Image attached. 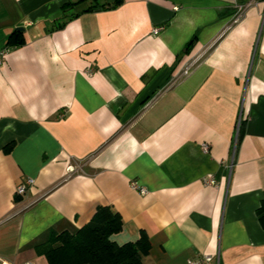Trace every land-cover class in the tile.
Segmentation results:
<instances>
[{
	"label": "crops",
	"instance_id": "0c3cea01",
	"mask_svg": "<svg viewBox=\"0 0 264 264\" xmlns=\"http://www.w3.org/2000/svg\"><path fill=\"white\" fill-rule=\"evenodd\" d=\"M1 50L0 259L108 205L146 264H264V0H0Z\"/></svg>",
	"mask_w": 264,
	"mask_h": 264
},
{
	"label": "trees",
	"instance_id": "16d2710c",
	"mask_svg": "<svg viewBox=\"0 0 264 264\" xmlns=\"http://www.w3.org/2000/svg\"><path fill=\"white\" fill-rule=\"evenodd\" d=\"M15 33L10 35V41ZM193 41L194 37L187 46ZM19 199L20 196L15 197L16 201ZM121 228L119 213L108 205H98L90 221L76 232L51 230L47 241L35 250L46 258L48 264H146L150 249L146 233L141 231L135 241L118 244L111 235Z\"/></svg>",
	"mask_w": 264,
	"mask_h": 264
},
{
	"label": "built area",
	"instance_id": "2783aa9c",
	"mask_svg": "<svg viewBox=\"0 0 264 264\" xmlns=\"http://www.w3.org/2000/svg\"><path fill=\"white\" fill-rule=\"evenodd\" d=\"M245 9L246 7L244 5H236V12H235V15L231 21V24H235L237 23L239 20L242 19V17L244 16L245 14ZM230 25L228 26V28L230 27ZM159 29L158 28H155L153 29V32H157ZM5 56H6V51L4 50H1L0 51V65L3 64L4 62V59H5ZM189 67H187L183 72L184 74L187 72ZM240 119L238 120L237 124H236V134L238 133L239 131V128H240ZM204 150H207L208 147L206 144H203L202 145ZM32 183V179L31 178H28V179H25L22 183L18 184L17 187H16V190H15V195L16 196H22L25 194L26 190H27V187L29 185H31ZM205 183L207 184H214V179L212 177H207L205 179ZM132 186L136 189H138L141 193H144L146 191V189L143 187V186H140L137 182H133L132 183ZM209 260V257H202V258H196V259H189L187 261L186 264H206V262ZM0 264H10L8 260L6 259H0ZM25 264H31L30 262H26Z\"/></svg>",
	"mask_w": 264,
	"mask_h": 264
},
{
	"label": "water",
	"instance_id": "95a60500",
	"mask_svg": "<svg viewBox=\"0 0 264 264\" xmlns=\"http://www.w3.org/2000/svg\"><path fill=\"white\" fill-rule=\"evenodd\" d=\"M19 30H22V28H18Z\"/></svg>",
	"mask_w": 264,
	"mask_h": 264
}]
</instances>
